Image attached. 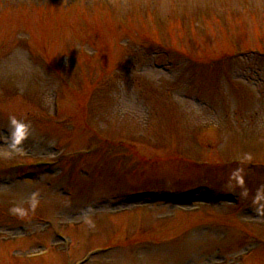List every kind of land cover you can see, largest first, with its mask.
<instances>
[{
  "label": "rangeland",
  "instance_id": "obj_1",
  "mask_svg": "<svg viewBox=\"0 0 264 264\" xmlns=\"http://www.w3.org/2000/svg\"><path fill=\"white\" fill-rule=\"evenodd\" d=\"M92 251L264 264V0H0V264Z\"/></svg>",
  "mask_w": 264,
  "mask_h": 264
}]
</instances>
